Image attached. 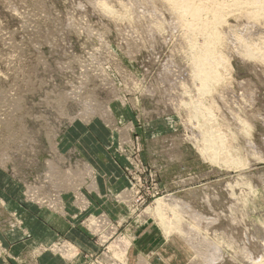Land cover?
Segmentation results:
<instances>
[{
	"label": "rangeland",
	"instance_id": "1",
	"mask_svg": "<svg viewBox=\"0 0 264 264\" xmlns=\"http://www.w3.org/2000/svg\"><path fill=\"white\" fill-rule=\"evenodd\" d=\"M170 9L0 0V230L28 240L16 212H55L95 245L60 234L32 244L29 264L47 252L77 264H264V51L238 48L264 42V17L223 13L224 66L204 92ZM197 101L211 120L195 115ZM210 129L225 142L220 162L201 151Z\"/></svg>",
	"mask_w": 264,
	"mask_h": 264
},
{
	"label": "bare ground",
	"instance_id": "2",
	"mask_svg": "<svg viewBox=\"0 0 264 264\" xmlns=\"http://www.w3.org/2000/svg\"><path fill=\"white\" fill-rule=\"evenodd\" d=\"M165 2L169 5V7L171 8L170 10L174 13V15H175L174 18H176L177 20L179 19V20H183L184 21V23H183L184 24V28L187 30V35L190 38L189 40H192L193 41V43L191 45H189V49L191 50V54H192L191 59H192V63H193V72H194V75L193 76L197 77V80L195 82L198 83V88L199 89L200 88L203 89L204 92H207L208 90H210V87L212 88V86L214 84H216L220 80L221 74L219 72L220 71L219 69L222 66H224V61H222L223 60L222 59V56L220 54H218L219 52H218V48H217V46L219 45L220 41L222 40L221 39V32H220L221 30L219 31L218 26L220 24H222V22H225V20L222 21V19L224 17L223 16L224 15L223 13L224 12H232L234 10H237V11L238 10H243L244 8L245 9L246 8L248 9V7H250V8L253 9V11H255L254 16H255L256 19H257L256 16H263L264 17V0H165ZM247 9H246V11H247ZM233 13H235V12H233ZM120 14H122V12ZM250 18H251V16H250ZM262 20H264V19H262ZM200 38L202 40V43L201 44L198 43V39H200ZM240 38L242 39V37H240ZM192 41H190V42H192ZM238 42L240 43L239 46H238V48L243 51V53L245 54V56L250 57V58H257L259 55L262 54L259 57H261L260 59L264 61V52L261 53V51H264V42L261 45H259V46H258V43L256 44L254 42V40H252L251 42L249 41V43H246L244 41L241 42V40L238 41ZM192 109L194 110L195 115L197 114L199 117H201L204 120L205 119L206 120H211L210 117H208L207 114H205V111L206 110H209V109L207 107H204L202 103H198V101H197V105L194 106ZM92 110H94V109H92ZM200 123H201V121H200ZM211 125L212 124H210V126ZM206 127L208 128L209 126H206ZM212 130H213V128H212ZM204 134H205V137L203 138L204 139V143L201 144V145H203V148H202L201 151L204 150L205 153L207 152L208 155H210V157L213 158V161L220 162L219 161L220 160L219 153L222 152V153H224V155L225 154L227 155V152H226L227 150H224L225 149V147H224L225 146V142H224V139L222 138V134L221 133L212 132L211 129L208 132H205ZM227 161L228 162H226V163H227L228 166H232V165L235 166L237 164L241 165L240 164L241 162L240 161H237V159H234V158H230V159L227 158ZM172 200L175 203H177V201H175V199L172 198ZM175 203L172 202L173 205H176ZM178 203H179V201H178ZM167 204H169V203L167 202ZM159 205H160V207H158V205H157L156 210L158 208H161V207L164 206L163 204H159ZM185 205H187V204H185ZM181 208H182V206H181ZM177 209H180V208H177ZM193 212H194V210H193ZM192 214H194V213H192ZM171 215L175 219L178 216V215L176 216L174 213H172ZM193 216H195V215H193ZM193 216H192V218H193ZM201 218H202V216H201ZM195 219H197V218H195ZM159 221H160V226L165 230L166 234L168 232L170 233L171 226H172L171 224L172 223L171 222H168V221H165L163 219V217H161V216L159 217ZM204 221H205V219H204ZM177 226H179V225L174 226V228L175 229L177 228L176 230L178 231V227ZM180 226H182V225H180ZM182 227L179 228L180 232L183 231V230H181V229H183ZM261 227H262L261 230H263V226H261ZM192 230H193V228H192ZM189 232H191V231H189ZM192 233H193V231H192ZM198 233H199V231H198ZM193 235L195 236L194 233H193ZM186 236H187V234H186ZM189 236H192V235L189 234ZM258 236H259V234H258ZM260 237H261V235H260ZM184 238H185V235H184ZM194 239L192 241H194ZM252 239H254V238H252ZM186 240H187V238H186ZM259 240H262V239L260 238ZM263 241L264 240H262V242ZM259 245H261V244H259ZM197 247H199V246H197ZM263 248H264V246H263ZM213 249H217V247L216 248H213ZM194 251L196 252V250H194ZM201 252H199V253H201ZM213 254L215 256V253H213ZM214 260L216 261V259H214ZM258 261H260V260L258 259ZM140 262H142V261H140ZM251 262H253L252 261V258H251ZM256 263H258V262H256ZM258 264H262V263L260 262Z\"/></svg>",
	"mask_w": 264,
	"mask_h": 264
},
{
	"label": "crops",
	"instance_id": "3",
	"mask_svg": "<svg viewBox=\"0 0 264 264\" xmlns=\"http://www.w3.org/2000/svg\"><path fill=\"white\" fill-rule=\"evenodd\" d=\"M122 181V180H121ZM96 185V183H95ZM97 186V185H96ZM119 209L121 207L119 206ZM124 211V210H122ZM8 212H0V216ZM23 220V227L30 234L28 240L23 237L20 230L3 231L0 230V246L5 251L6 256L0 258V264H29L25 259L26 254L29 255V248L37 242H52L62 234L73 242L82 251H93L95 245L92 241L76 226L71 224L70 220L59 216L55 212H16ZM63 217V218H62ZM67 219V220H66ZM78 262H70L64 260L57 254H43L38 264H77Z\"/></svg>",
	"mask_w": 264,
	"mask_h": 264
}]
</instances>
